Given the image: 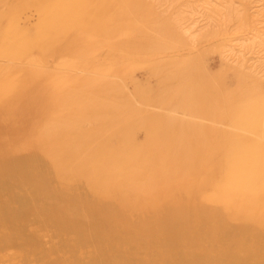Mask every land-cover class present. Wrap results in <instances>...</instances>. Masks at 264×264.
<instances>
[{"label":"rangeland","instance_id":"374dc122","mask_svg":"<svg viewBox=\"0 0 264 264\" xmlns=\"http://www.w3.org/2000/svg\"><path fill=\"white\" fill-rule=\"evenodd\" d=\"M96 1L94 11L91 0H0V264H264V80L254 90L227 68L225 42L203 37L218 35L213 23L199 24L209 27L193 52L182 47L169 24L179 9L159 6L173 0ZM227 25L247 30L234 13ZM33 73L42 78L25 91ZM190 90L201 108L210 98L216 115L178 106ZM227 100L258 108L256 132L234 122L221 106ZM164 125L174 130L166 144L151 140ZM181 132L207 145L190 166L179 153ZM228 136L261 150L249 187L224 182ZM17 137L32 146L16 155L31 156L24 163L11 152ZM104 146L120 155L142 148L130 158L137 175L101 182L77 162H59L94 149L106 160Z\"/></svg>","mask_w":264,"mask_h":264},{"label":"bare ground","instance_id":"6f19581e","mask_svg":"<svg viewBox=\"0 0 264 264\" xmlns=\"http://www.w3.org/2000/svg\"><path fill=\"white\" fill-rule=\"evenodd\" d=\"M151 1L155 2L156 0H151ZM234 2H235V0H173L172 2L168 1V2H165V3L161 4V5H159V6L161 8L162 7L165 8V13L166 12L169 13L172 8H176L177 7L179 9L178 14L177 15L174 14L172 16V19H171L172 21H169V24H170V26L172 27V29L174 31V35H175V38H176L177 42L182 47L187 48L189 50V52H193V50H195L196 47L198 46L199 39L202 37L201 34H199L200 31H204V29L206 30L209 27V26L203 25V26H201V28H199V24L200 23L206 21V23L209 22V23H207V25H209L210 23H213V24L216 25V26H214V28H216V27H218L219 29L222 28L220 31H218V35H216V36H214L212 33H209V34L204 35L203 37L213 36V38L217 37V38H220L221 41L225 42V44L223 45V47H222V49L220 51V55H221L222 60L225 63H227V68H229V70H231V71H235L240 76V78L242 80L246 81L248 79H251L253 81V84H254V90L260 91L259 87H260L261 81L264 80V0H239V6L237 8H235V9H233L232 5L234 4ZM167 3H168V5H166ZM91 5L94 6L93 7L94 11L99 10L98 2L96 0H91ZM233 13L235 14V16H238L239 20L243 24L242 26L247 28L246 31H244L242 33L230 32L229 31V29H228L229 25H227V23L229 22L230 18L233 16ZM88 14L90 15V12H88L87 15ZM210 27H212V26H210ZM25 48L26 47H24L23 49H25ZM18 49H20V48H18ZM108 51H106V53ZM73 72H76V71L73 70ZM59 77H61V76H59ZM40 78H42V75L40 73H33L32 75H29V79H27V81H26L27 83L25 82V85H24V87H26L25 91H26L27 88L30 87V85L35 80H38ZM22 79L24 81L26 78H22ZM40 83H42V82H40ZM52 85H54V84H52ZM57 85L60 86L61 84L57 83ZM5 87H7V86H4V88ZM38 87H39V91H41L40 89H43V87L42 88L40 86H38ZM1 88L3 89V87H0V89ZM32 88H33V86H32ZM54 89H56V88L54 87L53 90ZM57 89L59 90L60 88H57ZM43 90L41 92H43ZM196 90L198 92L197 95H199L200 90L198 88H196ZM27 92H28V90H27ZM206 92L209 93V90L206 91ZM206 92L204 91V96H205ZM35 93L37 94V92H35ZM40 93H39V95L42 94V93L41 94ZM46 93H47L46 96H48L49 95L48 92H46ZM53 94L56 95L57 92L53 93ZM39 95H37V96L40 98ZM27 96H29V95H27ZM187 96H188L190 102H186V104L185 103L183 104V101H181L180 105H178V106H180L182 108L186 107L189 110L195 111V113H200L201 112V113H206L207 115H210V116L214 115V113H212V110L214 108L212 106L210 107V105H209L210 98H208L207 95H206L207 98H206V101H205V102H207L206 103L207 106L204 107V108L200 107V104H199L200 102H191L193 99H196V95L193 94V90H190V92L188 93ZM208 96H210V95H208ZM38 97H36V98L32 97L33 99L30 100V101H34V102H31V103L36 105ZM54 97H57V95L54 96ZM20 98H23V97H20ZM51 98H52V96H51ZM225 98H227V97H225ZM34 99H36V100H34ZM44 99L42 98V100H44ZM54 99L56 100V98H54ZM21 100L22 99H19L17 102H19ZM229 102H230V100L229 101L228 100L227 101H223V104L221 103L222 104L221 106L228 107V108H225V109H227V111L232 114V116L234 118V122L238 126L246 127L247 129H250V130H253V131L255 130V132H256L257 128H258V121H259L258 108L255 107V106L253 107V106H251L249 104L246 105L243 108L242 107L241 108L240 107L236 108V107H234L233 104H231V106L233 105V107L231 108V106H230L231 102L230 103ZM44 103H42V104H44ZM16 104H17V106L19 105V103H16ZM16 104H15V107H16ZM27 104H29V103H27ZM47 104H48V102H47ZM49 104H48V106H49ZM12 105H14V104H12ZM25 105H26V103H25ZM45 106H46V104H44V107ZM10 107H11V105H10ZM13 107L14 106H12V108ZM15 107L13 108V109H15L14 113H16V108ZM19 107H21V105L18 106V110H19ZM22 107H23V105H22ZM24 107H26V106H24ZM40 107L41 106H39L38 108H40ZM21 108H20V110H21ZM23 108H22V111H23ZM27 108L29 109V106ZM42 108H43V105H42ZM30 109H32V108H30ZM30 109H29V111H30ZM46 109L48 110V107ZM25 110H26V108H25ZM34 110H36V109H34ZM41 110L44 112V110L40 108V111ZM26 111H24V114H25ZM42 111H41V113H42ZM17 112L19 113V111H17ZM38 112H39V110H38ZM216 113H215V115H216ZM32 114H33V112H32ZM44 114H45V112H44ZM8 115H10V114H8ZM8 115H7V117H8ZM10 116H12V115H10ZM20 117H18V118H20ZM28 117H29V115H28ZM18 118L16 117V121H17ZM25 119H26V117H25ZM124 122H125V124H127L128 121L127 122L124 121ZM13 124H14V121H13ZM130 124H131V122H130ZM47 125L48 126H46V128L48 130H51V128L54 126V124H52V126L50 124H47ZM128 126H130V125H128ZM151 127H152V125H151ZM159 127H161V125ZM156 128L157 127H155V129ZM152 129H153V127H152ZM156 130H159V128L156 129ZM260 130H261V128H260ZM173 131L174 130H173L172 127H170L169 125H164V127H162L160 133H156V131L153 134L151 133L152 134V139L151 140H155V138H160V140L162 142H165L164 144H166L167 138L169 137L170 133L171 134L173 133ZM198 135H200V134H198L196 132L191 133V134H185V133L181 132L179 137H178L179 150H180L179 153H181V154L185 153V155H186V157H185V159L183 161V163L185 165H188V166L192 165L194 163V157H197V155L199 156L201 154V152H202V149H204L207 146L204 142L203 143H200L201 141L199 142L200 137ZM15 137H16V135H15ZM18 137H20V136H18ZM18 137H17V139H15V141L17 140L16 141L17 143L11 141L9 144L11 146V152H12L13 156H15L16 159L20 160L19 163H24L23 161H26L27 159H30L31 156H16V155L18 153H20V152L21 153L23 152L25 154L27 152V150L30 147H32V146L29 143V139H25V138H22V139L19 138L18 139ZM223 145L224 146L221 147V150H223V153H224V150H225V153H224V156H223V161L221 163L220 169H222V171L224 172V176L223 177H224V182L227 184L226 186L228 188H231V189H241V188H244V187L251 186L254 183V181L259 179L258 170L256 168H254V167L255 166L259 167V165H258L259 164L258 155H260L259 154V152L261 151L260 148L258 146H256V145H252V144L247 145L248 147L247 146L246 147L242 146V141L237 136H232V137L228 136V137H226ZM130 147H131V151L130 152L126 151V153L124 155H120L119 153H117L115 151V149H109L107 146H104L105 150H107V154H105V155L106 156L108 155V158L112 159V160H109L108 158L106 160H104L105 158H103V155L100 152V149H94L91 153H89L86 156V158H76L77 155L75 153H71V152H74V151H71L70 154H67L66 156L61 157L59 162H60L61 165H63V167L64 166H68L69 167V166L73 165L75 162H77V163H79V166H82L83 168H85V169L89 170L90 172H92L93 175L97 179H99L101 182L106 180L105 179L106 176L108 177V180H110V181H112L114 179V180H119L121 182H124V180L128 179V177L131 176L133 172H134L135 175H137V172L135 171V167L132 165L130 158L133 155V153H136V150H138L140 148L135 150V148H134L135 146L134 147L130 146ZM153 148H156V147H153ZM145 150L146 149H144V151ZM156 151H157V148H156ZM156 151L154 150L153 152H156ZM139 152H141V151H139ZM197 152H198V154H197ZM54 155H57V154L55 153ZM153 155L155 156V154H153ZM106 156H104V157H106ZM137 157H138V155H137ZM144 157H146V156H144ZM254 159H257V160H254ZM133 161H135V160H133ZM136 162H138V161H136ZM143 162L144 161H142L140 170H142V167L144 166ZM146 162H147V158H146ZM146 162H145V164H146ZM148 162H149V160H148ZM257 162H258V164H257ZM181 164L179 163V166ZM255 164H257V165H255ZM26 165L27 164L25 163V166ZM136 166L138 167V165H136ZM173 167L175 169V166H173ZM60 168H62V167H60ZM173 171H175V170H173ZM143 173H144V171H143ZM169 175H170V172H169ZM152 179L153 178H151L150 180H152ZM152 182L153 181H150L151 184H152ZM148 185L150 186V184H148ZM44 210H46V209H44ZM42 211H43V209H42ZM42 211H40V213H42ZM44 212L45 211H43V213ZM51 212H48V213L52 214L53 212L52 213ZM44 215H45V213H44ZM53 215H51V216H53ZM45 216H47V215H45ZM48 216H50V215H48ZM42 217H43V215H42ZM44 218L45 217H43V219ZM47 219H49V218H47ZM55 219H56V217L54 218V222L59 220V219H57V220H55ZM49 221H50V224H51V221H53V220L49 219ZM30 223H32V222H30ZM55 223H57V222H55ZM47 225L46 226L44 225V226L46 227V230H49L50 226H48V228H47ZM52 225H55V224L53 223ZM61 226H62V224H61ZM29 228L31 229V226ZM57 228H58V225H57ZM55 229H56V227H55ZM24 230H25V233H26V229H24ZM51 230H52V228H51ZM44 231H45V229H44ZM29 232H31V231L29 230ZM37 232L38 231H36V233ZM39 233H37V234H39ZM41 234H43V231L41 232ZM44 235H46V234L44 233ZM29 236L30 235H28L27 237L29 238ZM39 236H40V234H39ZM47 236H49V235H47ZM40 238L42 239L41 236H40Z\"/></svg>","mask_w":264,"mask_h":264}]
</instances>
